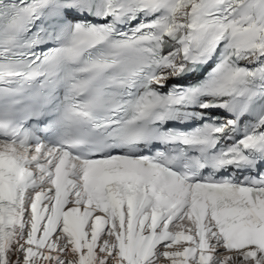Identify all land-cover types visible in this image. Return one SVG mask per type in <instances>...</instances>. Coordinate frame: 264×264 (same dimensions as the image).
I'll return each mask as SVG.
<instances>
[{
  "label": "snow or ice",
  "instance_id": "6c2138e0",
  "mask_svg": "<svg viewBox=\"0 0 264 264\" xmlns=\"http://www.w3.org/2000/svg\"><path fill=\"white\" fill-rule=\"evenodd\" d=\"M0 264H264V0H0Z\"/></svg>",
  "mask_w": 264,
  "mask_h": 264
}]
</instances>
